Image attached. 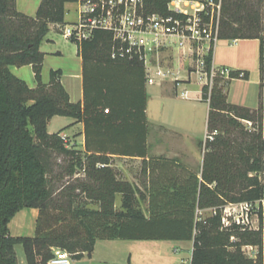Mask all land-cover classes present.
<instances>
[{
	"label": "trees",
	"instance_id": "obj_1",
	"mask_svg": "<svg viewBox=\"0 0 264 264\" xmlns=\"http://www.w3.org/2000/svg\"><path fill=\"white\" fill-rule=\"evenodd\" d=\"M75 1L42 0L36 17L18 12L16 0H8L9 9L0 1V16L7 20L0 27V264H19L17 244L24 245L27 264H47L54 248H64L79 260L105 240L193 242L191 264H264L261 255L253 261L242 251L246 245H262L260 233L222 230L219 215L202 221L196 217L198 208L264 196L263 103L252 111L228 102L232 81L248 80L250 73L229 70L223 76L214 66L211 43L203 68L208 82L202 101L209 103V119L208 138L200 142L206 148L202 171L194 172L177 159L147 160L146 69L138 61L113 60L110 33L96 31L91 39L73 42L83 59V103L70 101L60 70L51 71L49 85L42 83L45 54L40 46L52 29L61 34L67 25L66 5ZM173 1L146 0L147 10L168 15ZM224 1L219 39H260L264 86V0ZM25 65L33 67L37 89L11 71ZM56 116L84 123V154L68 149L60 133H48ZM245 121L253 130L245 128ZM52 153L68 158L71 175L83 170L85 181L77 189L98 209L88 208L80 198L66 206L50 199ZM114 156L147 161V196L141 197L148 201L147 215L136 190L112 166ZM118 195L120 208L115 205ZM32 208L40 210L35 236H12L11 221Z\"/></svg>",
	"mask_w": 264,
	"mask_h": 264
},
{
	"label": "crops",
	"instance_id": "obj_2",
	"mask_svg": "<svg viewBox=\"0 0 264 264\" xmlns=\"http://www.w3.org/2000/svg\"><path fill=\"white\" fill-rule=\"evenodd\" d=\"M42 0H16V8L18 12L29 17H36ZM66 5V12H67ZM78 19L69 21L65 18L66 23L76 22ZM53 28V26H51ZM45 41V40H44ZM43 41V42H44ZM43 44V43H42ZM41 44V46H42ZM45 54L42 70V83L50 84V73L52 70H60L62 72L59 78L66 92L69 94L70 101L74 104L83 103L84 100V83H83V59L79 52L75 58L63 59L64 55L58 51L56 54ZM206 54V53H205ZM54 57V58H52ZM63 59V60H61ZM214 66L219 69L241 70L250 73L248 80H234L228 89V102L234 106L248 108L252 111L258 110L261 103L264 107V86L261 83V41L257 38L252 39H218L214 46ZM201 67V66H200ZM199 67L197 74H200V86L196 90H191L192 85L190 78L182 79L180 75L172 78L174 68L169 69V75L161 84H158V90L154 91V96L159 99H164L166 102L163 107H168V111L161 110L160 113L153 115V120L150 119L151 104L154 105L155 99L150 96L149 87L147 85L148 103H147V118L149 121L148 133V158L166 157L169 159H177L192 171L199 173L204 163V155L200 152L197 144L205 142L208 137V119H209V103L207 110H202L198 115L199 105L202 104V87L206 83V76ZM11 71L15 77L22 80L30 89H37L38 82L35 77L33 67L25 65L22 67H11ZM171 79V80H170ZM182 89L181 99H179V90ZM173 97V98H172ZM156 99V100H157ZM167 99V100H166ZM171 99V100H168ZM181 100L188 103H177ZM159 101V100H158ZM169 101V102H168ZM197 103V104H196ZM201 103V104H198ZM203 107V106H202ZM65 117V116H60ZM60 127L56 133H60L61 137L66 142V147L70 150H77L85 153L86 137L85 126L83 122L75 118ZM203 139L198 138L197 123L201 122L200 128L204 127ZM152 126L155 128L153 133L156 136L154 153L150 151ZM49 133V132H48ZM52 133V134H56ZM51 134V133H49ZM122 157L114 156V159ZM138 159L140 158H128ZM51 168L54 170L56 180L62 178V173L69 165V160L62 154L52 153L50 155ZM113 166V165H112ZM114 167V166H113ZM116 168V167H114ZM121 172L118 168H116ZM57 182V181H56ZM59 187V186H58ZM64 188H58L61 192ZM121 200V196L118 195ZM40 215V210L37 208L24 209L20 211L9 225L10 233L14 237H34L36 233L37 221ZM100 242V241H98ZM98 242L96 244H98ZM104 243H109L111 249L117 255L123 257L127 253L126 241L122 240H105ZM152 242V241H146ZM160 242V241H156ZM161 245L147 243L137 244L132 246L128 252L130 258L128 260H96L95 264H177L175 256L172 253H180L179 246L173 242H160ZM175 254V255H176ZM95 256V248L91 254L85 253L81 259H88L92 262ZM76 260V259H75ZM78 260H76L77 262ZM182 262V261H181ZM94 264V262H92ZM190 263V259H189ZM183 264V263H181Z\"/></svg>",
	"mask_w": 264,
	"mask_h": 264
},
{
	"label": "built area",
	"instance_id": "obj_3",
	"mask_svg": "<svg viewBox=\"0 0 264 264\" xmlns=\"http://www.w3.org/2000/svg\"><path fill=\"white\" fill-rule=\"evenodd\" d=\"M75 3L78 19L62 29L63 38L80 43L91 39L96 31L110 33L113 41L111 58L141 62L146 69L147 85H155L169 75V70L153 64L151 57L154 52L159 54L161 50L177 44L183 51L187 52L188 48V53L193 54L195 46L204 49L207 44V53L210 44L215 45L219 39L222 0H175L168 6V15L149 12L146 0H76ZM205 53L200 54L202 72ZM221 73L229 76L227 69ZM206 214L208 217L219 215L222 230L239 228L241 231L260 233L262 245H246L242 251L253 261H258L260 255L264 259V196L257 201L198 208L197 220L206 219ZM232 241L237 239L233 237ZM47 264H76V260L68 251L55 250Z\"/></svg>",
	"mask_w": 264,
	"mask_h": 264
},
{
	"label": "rangeland",
	"instance_id": "obj_4",
	"mask_svg": "<svg viewBox=\"0 0 264 264\" xmlns=\"http://www.w3.org/2000/svg\"><path fill=\"white\" fill-rule=\"evenodd\" d=\"M3 5H5L9 9V2L8 0H0ZM240 0H225L224 4H233L234 2H237ZM223 5V2H222ZM76 13H77V5L76 3H70L67 6V12H66V17L67 19L71 22L76 19ZM7 25V20L3 19L2 16H0V27H3ZM208 45L206 44L204 49H199L198 46H195L193 48L194 53L189 54L188 48L187 52L183 51L181 48H179V45L173 44L167 49H163L160 51L158 54L157 52H154L152 54V61L154 65H160L163 67L165 70L173 69L174 68V74L171 77L176 78L178 75L182 79H187L189 80L191 75L192 79V85L190 86L191 90H196L200 86V74H197V71L199 70L200 67V59L202 58V55L207 51ZM41 50L47 53L51 54H56L58 51H60L64 57L63 59H72L75 58L78 52V46L77 44L65 40L63 36L52 29L50 33L47 35L45 41L43 42L41 46ZM202 54V55H200ZM54 58V57H52ZM61 59V60H63ZM202 68V65H201ZM190 72V73H189ZM170 79V80H171ZM161 80L158 81L155 85H148L149 87V92L150 96L155 99V102H153V106L151 104V109H150V120H153V115L158 114L163 110H169L168 107H163V104L166 102L164 99H157L154 96V91L158 90V84H161ZM50 92V90L48 91ZM181 92L182 89L179 90V99H181ZM173 98V97H172ZM157 99V100H156ZM177 100L175 102L177 103H188V102H183L181 100ZM159 100V101H158ZM167 100V99H166ZM171 100V99H168ZM169 102V101H168ZM197 104V103H196ZM201 104V103H198ZM203 105H199V110H198V115L200 116L202 110H207V102L202 101ZM203 106V107H202ZM72 119L67 118V117H60L56 116L54 117L49 123H48V132L49 133H56L60 127L64 126L65 124L69 123ZM205 125L204 127L200 128L201 122L197 123V131H198V138L201 140L203 139V134L204 133V128L206 126V120L204 121ZM244 126L247 130H253L252 124L250 122L245 121ZM155 128L152 126L150 129V134H151V143H150V151L151 153H154L155 150V139L156 136L153 133ZM206 142V141H205ZM200 152L205 155V143L200 146V143L197 144ZM51 164V160H49ZM113 166L118 168L121 171V174L125 181H128L133 188L136 190L137 195L139 196V205L143 212L147 215L148 214V201L146 199H142V196H147V189H148V175L146 173V168H147V161L144 160H138V159H128V158H118L114 159L112 162ZM202 168L198 172L202 171ZM255 175V174H253ZM57 181V182H56ZM85 181V174L83 170L79 169L77 170V173L75 175H71L69 171L66 169L62 173V178L59 180H56V177L54 175V170L51 168V165L48 167V187L50 190V199L53 200V202H57L61 205H68L71 201L74 203L77 201V199H81V201H86L87 207L91 209H98L99 205L96 203H91V201L87 200L85 195L81 193L79 189H77L82 182ZM59 186V187H58ZM64 188L61 192L58 191V188ZM72 189V190H71ZM72 193L71 195H69ZM115 205L117 208H120L121 206V200L116 198ZM55 212V210H53ZM208 215H205V218H207ZM123 241V240H122ZM147 243H152V244H157V246H160V242L152 241V242H146V241H126V246L127 250L132 246H135L137 244H147ZM176 244L178 249H180V253L178 255L176 253H172V256H175V260L177 264H191L189 263V259L191 261V256L193 252V242L192 243H185V242H173ZM95 256L92 258V262H97L96 260H106V261H112V260H121L125 259L128 260L130 258V253H126V255L123 257L122 255H117L114 253V251L111 249V245L109 243H104L102 241L98 242V244L95 245ZM16 250V255L19 264H27V258H26V251L25 247L23 244H17L15 247ZM57 251H66L64 248H54L53 249V254ZM176 254V255H175ZM73 255V254H72ZM75 258H77L75 255H73ZM182 261V262H181ZM90 260L88 259H79L76 264H93ZM97 264V263H96Z\"/></svg>",
	"mask_w": 264,
	"mask_h": 264
}]
</instances>
